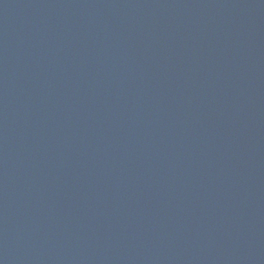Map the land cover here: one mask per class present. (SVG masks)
I'll return each instance as SVG.
<instances>
[{"label": "water", "instance_id": "95a60500", "mask_svg": "<svg viewBox=\"0 0 264 264\" xmlns=\"http://www.w3.org/2000/svg\"><path fill=\"white\" fill-rule=\"evenodd\" d=\"M0 264H264V0H0Z\"/></svg>", "mask_w": 264, "mask_h": 264}]
</instances>
